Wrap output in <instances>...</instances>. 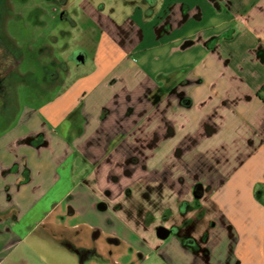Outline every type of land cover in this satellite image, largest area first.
Wrapping results in <instances>:
<instances>
[{
	"label": "crops",
	"instance_id": "1",
	"mask_svg": "<svg viewBox=\"0 0 264 264\" xmlns=\"http://www.w3.org/2000/svg\"><path fill=\"white\" fill-rule=\"evenodd\" d=\"M215 1L142 0L122 22L87 7L88 28L98 30L91 70L68 95L45 106L53 128L49 145L37 152L21 145L17 155L0 152V206L6 207L7 188L19 208L29 202L46 208L52 201L39 194H52L54 201L60 198L55 210L62 215L44 224L54 232L61 228L54 238L63 241L69 229L72 242L106 254L105 237L95 236L91 225L79 231L77 224H64L77 211L69 202V213L63 210L72 189L80 186L102 201L98 206L118 209L123 197L163 200L168 187L180 206L142 208L163 218L155 228V264H264V198L253 192L264 187V102L258 97L264 0H235L232 11ZM25 154L36 177L28 186L17 184L23 165L5 173ZM127 179L113 196L115 181ZM126 207L133 211L129 202ZM159 225H174L177 232L161 238ZM9 251L0 248V260Z\"/></svg>",
	"mask_w": 264,
	"mask_h": 264
},
{
	"label": "rangeland",
	"instance_id": "2",
	"mask_svg": "<svg viewBox=\"0 0 264 264\" xmlns=\"http://www.w3.org/2000/svg\"><path fill=\"white\" fill-rule=\"evenodd\" d=\"M141 3L142 0H0V141L5 136L9 137L4 144L1 141L0 152L9 150L17 155L21 145L35 152L49 145L48 130L53 128L48 116L51 109L45 106L52 105L57 97L62 99L68 95L77 78L91 70L95 54L92 44L97 43L93 33L98 30L88 28L92 21L88 18L87 7L94 6V9L122 22L134 5ZM213 4L222 11L230 7L231 11L235 10V0H216ZM225 32L226 38L235 33L233 30ZM27 158L25 154L5 172L6 175L15 174L23 165L19 185L28 186L34 179ZM64 173L58 172L59 176L62 175L57 178L59 186L64 180ZM69 179L67 173L68 183ZM129 182L130 179L115 181L113 196ZM187 188L185 186L182 192H187ZM167 189L163 200L148 199L143 194L130 200L123 197L119 199L122 207L118 209L106 208L104 204L98 206L102 201H96L93 193L80 186L72 189L63 210L65 208L66 214L69 213V202L77 211L64 220L62 218L64 224H77L79 231L85 225H91L95 236L106 237L105 233H110L115 242L109 244L112 254L108 248L106 254L91 255L82 261L69 244L62 245L57 238L52 239L54 234L61 233V228L54 232L49 226L55 213L59 217L62 215L61 210H55L60 198L54 201L52 194L41 192L39 198L42 201H52L46 208H41V205L34 207V204L30 208V202L28 206L19 208L14 204L13 192L7 188L6 207L0 206V248L3 247L4 253L12 249L0 260V264H155V248L160 246V242H156L155 228L163 218L142 208L163 210L180 206V196ZM69 190L67 188V192ZM253 192L256 197L264 198L262 185H258ZM26 196L29 199L31 193L26 191ZM55 196L59 197L58 193ZM99 197L102 198L101 195ZM128 202L130 207H134L130 208L134 212L126 207ZM209 208L212 211L215 206L209 203ZM46 218H49L48 227L44 224ZM72 234L73 231L64 230V240L71 242ZM168 240L171 237L162 242Z\"/></svg>",
	"mask_w": 264,
	"mask_h": 264
},
{
	"label": "flooded vegetation",
	"instance_id": "3",
	"mask_svg": "<svg viewBox=\"0 0 264 264\" xmlns=\"http://www.w3.org/2000/svg\"><path fill=\"white\" fill-rule=\"evenodd\" d=\"M107 208V205L105 206ZM169 230L171 231L169 235H172L174 233L177 232V228L174 226V225H171L169 227ZM64 235V234H63ZM54 238V236H52V239ZM113 237L112 236H109V237H105V242L103 241V243H108V250L110 251L109 253H111V250H110V245L109 244H113L115 242H113ZM63 244H69L71 246V248L73 249L74 252H78V256L81 257V260L83 261V258H85V256L87 255V253H95L96 255H98L99 253H97V249L95 247H87V246H81V245H78L77 243L75 242H69V240H64L63 241H60ZM119 244V242H117ZM72 244V245H71ZM112 254V253H111Z\"/></svg>",
	"mask_w": 264,
	"mask_h": 264
},
{
	"label": "water",
	"instance_id": "4",
	"mask_svg": "<svg viewBox=\"0 0 264 264\" xmlns=\"http://www.w3.org/2000/svg\"><path fill=\"white\" fill-rule=\"evenodd\" d=\"M100 206L102 207V205H100ZM157 233H158V235H159L161 238H167L168 235L170 234V231H169L168 229H166V228H163V227L159 226V227L157 228Z\"/></svg>",
	"mask_w": 264,
	"mask_h": 264
},
{
	"label": "trees",
	"instance_id": "5",
	"mask_svg": "<svg viewBox=\"0 0 264 264\" xmlns=\"http://www.w3.org/2000/svg\"><path fill=\"white\" fill-rule=\"evenodd\" d=\"M258 97L264 102V83L258 90Z\"/></svg>",
	"mask_w": 264,
	"mask_h": 264
},
{
	"label": "bare ground",
	"instance_id": "6",
	"mask_svg": "<svg viewBox=\"0 0 264 264\" xmlns=\"http://www.w3.org/2000/svg\"><path fill=\"white\" fill-rule=\"evenodd\" d=\"M70 249V248H69Z\"/></svg>",
	"mask_w": 264,
	"mask_h": 264
}]
</instances>
